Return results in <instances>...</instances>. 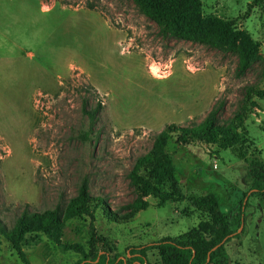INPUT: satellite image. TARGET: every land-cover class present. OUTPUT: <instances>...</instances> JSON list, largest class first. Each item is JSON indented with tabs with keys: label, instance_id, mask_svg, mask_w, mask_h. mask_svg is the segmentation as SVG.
<instances>
[{
	"label": "rangeland",
	"instance_id": "obj_1",
	"mask_svg": "<svg viewBox=\"0 0 264 264\" xmlns=\"http://www.w3.org/2000/svg\"><path fill=\"white\" fill-rule=\"evenodd\" d=\"M198 2L199 26L234 39L233 51L162 36L133 0H0V264L79 257L33 225L24 263L3 229L24 208L63 210L83 178L105 204L94 211L93 236L88 217L73 219L63 242L125 258L131 246L195 227L206 216L187 198L162 203L128 173L167 124L195 125L219 101L217 123L239 116L232 147L172 137L166 151L183 194H215L233 231L225 258L213 264H264V198L247 175L254 161L264 167V0ZM248 37L257 49L237 76ZM98 102L90 121L84 108ZM136 199L146 207L132 212L126 205ZM146 254L148 264H160L155 249Z\"/></svg>",
	"mask_w": 264,
	"mask_h": 264
},
{
	"label": "trees",
	"instance_id": "obj_2",
	"mask_svg": "<svg viewBox=\"0 0 264 264\" xmlns=\"http://www.w3.org/2000/svg\"><path fill=\"white\" fill-rule=\"evenodd\" d=\"M139 11L151 19L158 27L162 36H172L177 39L204 43L210 47L233 51L234 39L225 41L219 34L206 30L198 24V0H133ZM261 0H253L259 3ZM236 75L242 76L250 66L257 45L249 37L240 42ZM248 87L247 94L251 95ZM86 103H84L85 106ZM83 106V107H84ZM223 107V102H217L202 121L192 126L167 124L153 137L152 146L148 152L138 156L128 173L130 183L139 189L156 196L160 202L166 200L179 201L186 199L189 204L206 216L195 227L177 237H164L149 244L131 246L127 257L120 258L115 254L110 257L100 251H86L83 244L66 243L60 239L66 222L73 219L89 218V234L93 236L94 211L99 205H104L102 197H93L89 193L87 178H83L77 188V193L70 197L63 210L58 206L45 209L42 212L29 211L24 208L9 229H3L4 235L16 251L19 258L27 263L22 250L24 235L31 227L41 228L47 237L57 246L66 251H74L79 257L72 264H148L146 252L155 249L160 264H213L218 259L225 258L224 245L231 237L227 217L221 209L218 199L213 193L191 195L186 197L174 174L171 156L166 151L170 138L175 143L187 145L195 142L213 143L221 139L223 147L234 145L235 120L238 115L226 124L217 123V116ZM101 108L98 102L93 108L85 110L90 121L96 119ZM251 180L252 193L264 198V167L261 162H252L247 169ZM165 185L167 188L165 189ZM132 212L146 207V202L136 199L126 205ZM105 208V207H104ZM107 210V208L105 209Z\"/></svg>",
	"mask_w": 264,
	"mask_h": 264
}]
</instances>
